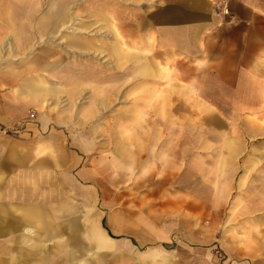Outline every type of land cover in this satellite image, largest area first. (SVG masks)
Wrapping results in <instances>:
<instances>
[{"label":"rangeland","instance_id":"1","mask_svg":"<svg viewBox=\"0 0 264 264\" xmlns=\"http://www.w3.org/2000/svg\"><path fill=\"white\" fill-rule=\"evenodd\" d=\"M209 1L130 0L124 3L120 0H60L59 3L58 0H9L8 3L0 0V7L8 9L43 11L61 7L66 8L68 14V28L64 31L43 28L39 26V18H30L34 28L26 30L21 41L15 40L12 30L0 25V40L9 37L10 42L7 43L20 48V51L10 46L5 51L0 48L1 66H23L27 59L48 53L50 65L59 63V71L69 64L72 66L68 68L74 70L73 64L84 60L103 71L107 65H112L110 58L109 63L105 61L108 46L114 48L112 66L116 74L125 70L123 58L126 59L124 62H131L126 66L130 70L129 74L115 79V98L113 95L102 98L101 92L109 78L101 73L100 76L91 75L83 79L80 87L86 89L81 92L73 88L74 84L71 87L68 83L64 87L60 81H56L54 84L60 93L57 100L49 101L52 111L46 106L35 104L36 100L26 98V102L40 113L48 110L55 116L58 114L60 118H57L56 123L68 133H76L80 138L83 134L85 137L82 138V165L74 171L77 179L68 176L66 181L62 177L64 173H54V178H64L66 187L61 192L66 198L65 202L80 204V209L73 216L78 215L81 220L90 215L100 227L101 221L102 226H105L103 228L111 231L116 240L134 246V252L157 249L166 253L174 252L178 264H195L198 261L206 264H235L236 255L251 250L253 243L250 226L226 225L224 220L220 221L223 224H218L219 217L224 218L231 211L213 209L214 204L209 201V192L211 189L214 192L213 188L216 187V184H210L212 170L220 166L224 171L227 163L187 161L186 155L177 156V150L185 147L188 134L194 135L197 143V138H201L204 131L203 123L223 121L203 111V103L196 96L195 83L187 80V56L192 53L191 48L195 47L197 41L194 32L187 34V26L198 16L207 18L209 6L216 12L224 7L228 9L229 3L224 0ZM92 8L104 10V14L110 16L96 19L85 12ZM105 19L110 21V25L113 23V27H108L112 33L107 31ZM95 20L98 21V27L90 31L88 25L92 26ZM173 31L174 37H171ZM76 42H93L98 47L94 52L100 54L83 52L85 55L79 56L77 50L68 45ZM182 47L185 51L180 49ZM138 49L140 55L152 57L154 63L169 69V74L166 76L162 73L158 78L139 76V66L143 60L139 64L136 59ZM89 55H93L92 59H89ZM47 68L37 73L43 81L35 78L26 80L49 83L51 74ZM59 75L61 77L62 74ZM126 78L129 79L124 85L122 81ZM121 94L126 97L123 98ZM98 97L102 101L109 100L110 105L98 102ZM84 110L92 112L86 123L80 121V114ZM123 112L127 114L122 120ZM239 116L248 121H264V116ZM15 135L18 136L11 129L0 130V137ZM69 138L70 135L64 138L63 144L68 150H74L75 146ZM123 139L129 143L128 151L118 155L116 148L122 146ZM39 142L42 143V139H37L36 143ZM181 143L184 145L181 146ZM123 156L128 163L121 160ZM106 161L110 162V171L106 168ZM7 168L8 163L0 160V176L12 173V170L6 172ZM96 170L98 178H103L102 182L98 185L80 182L79 179L94 176ZM107 179L110 181L107 182ZM83 190L94 192L95 200L80 203ZM219 190L215 188V192ZM197 192L202 198L194 195ZM203 193L207 196L206 203L201 200L204 198ZM215 198L214 201L217 200ZM188 203L195 208H189ZM87 209L90 210L89 214ZM67 212L65 220L69 217ZM213 217L217 219V224L211 223ZM134 252L108 254V257H99L95 262L137 264ZM89 260L92 261L91 258Z\"/></svg>","mask_w":264,"mask_h":264},{"label":"crops","instance_id":"2","mask_svg":"<svg viewBox=\"0 0 264 264\" xmlns=\"http://www.w3.org/2000/svg\"><path fill=\"white\" fill-rule=\"evenodd\" d=\"M120 1L126 3L130 0ZM224 1L229 3L228 12L232 18L230 24L218 27L223 18L213 7L209 6L207 18L202 19L198 16L197 20L187 26V34L192 31L197 35L195 37L196 45L191 48L192 53H188L187 56L189 59L187 80L195 83L196 96L203 103V111L214 114L223 121L203 123L204 131L202 137L197 138V143L194 135L188 134L185 147L182 149L180 147L177 150V156L186 155L187 161L227 163L224 171L220 169V166L212 170L210 184H216L215 188L217 190L220 188V190L215 192V188H213V192L211 189L209 201L214 204L213 209L231 211L226 217H219L218 224L224 220L226 225L250 226L252 228L251 250L238 253L235 257L237 259L235 264H264V121H248L245 117L239 116L247 114L256 115L258 118L264 116V0ZM1 2L9 3V0H1ZM10 2L13 3V1ZM58 2L61 3L60 0ZM212 2L214 0L209 1V3ZM87 10L85 12L95 18L110 16L104 14V10L93 8ZM80 13L78 16L82 15ZM33 17L40 19L39 26L50 28L53 31L58 28L59 31H64L68 26L66 8L25 11L12 7L10 9L0 7V25L12 30L15 33V40L18 41L22 40L26 30L34 28L32 22L29 21ZM51 19L57 20L51 21ZM224 19L228 20L227 17ZM105 21L106 28L113 25V23L109 24L108 19ZM93 22L92 26L88 25L90 31L98 27V21ZM107 31L112 33L109 28ZM174 33L173 31L171 37H174ZM187 39L190 41L189 35ZM5 42H10V38L4 37L0 40V48L3 51L7 49L6 46H3ZM88 43L76 42L68 43V45L75 48L79 56L85 55L83 52L94 54V50L98 47H95L93 42ZM10 47L20 51V48L14 45ZM106 49L105 61L109 63L108 58H110V64L113 65L114 48L111 49V46H108ZM180 49L185 51L184 47ZM139 51L138 49L139 55L136 59L139 64L143 60L142 65L139 66V76L158 78L162 73H165L166 76L169 74V69L154 63L152 57L147 58V56L140 55ZM95 54L99 55L100 52ZM89 56V59H92L93 55ZM47 57L48 53H44V56L41 57H32L27 59L23 66L0 65V130L11 129L18 134V136L12 137H0V160L8 163L9 168L5 169L6 172L9 173L12 170L8 176H0V208L42 210L48 221L54 220L55 224L62 223L60 225L63 226L62 238L64 239L65 233H67L65 222L67 219L64 218L66 211L75 212L80 209V204L65 202L66 198L62 195L61 190L64 186L66 187L64 178L66 181H68V176L77 179L74 171L82 165L84 158L82 138L85 137L83 134L80 138L76 133H68L63 126L56 123L57 118H60L58 114L55 116V113L48 110L40 113L38 109H34L30 103L26 102V98L36 100L35 104L46 106L52 111L49 101L57 100L60 93V89L54 84L56 81H60L64 87L68 83L71 87L74 84L73 88L79 89L81 92L86 89L83 86L80 87L83 79L91 75L100 76L101 73L109 78L106 87L101 92L102 98L108 95H113L115 98V79L129 74L130 70L126 66L131 62H124L126 59L123 58L122 65L125 70L123 73L117 74L112 65H107L105 70L100 71L101 68L86 60L74 63V70L68 68L72 66L69 64L59 71L60 64L50 65V58ZM97 65L99 64L97 63ZM45 67H48L47 70L51 74L49 83L26 80L35 78L43 81L40 80L41 77H38L37 73ZM128 79H124L122 83L125 85ZM102 98L98 97V102L110 105L109 100L103 99L102 101ZM32 113L34 117L30 119ZM91 114V111L84 110L80 114V121L86 123L90 120ZM125 114L127 112H123L122 120L126 118ZM69 135L70 143L75 146L74 150H68L69 148L63 144L64 138ZM88 136L90 137V135ZM92 137L94 138V135ZM37 139H42L43 142L36 143ZM125 140L123 139L122 148H116L118 155L126 154L128 151L129 143ZM182 145L184 143H181ZM121 160L128 163L125 156ZM106 162V168L110 171L112 169L109 166L110 162ZM56 172L64 173L62 174L64 178L59 176L54 178ZM95 172L96 174L89 178L81 177L80 182L98 185L103 178H98V170ZM79 174L81 175V173ZM109 181L110 179H107V182ZM83 193L87 196L83 195L80 203L95 200L94 192L90 190L84 192L83 190ZM204 193V198L201 200L206 203L207 196ZM214 193L215 195H213ZM194 195L202 198L198 192ZM215 196L216 201L213 199ZM188 207L192 208L193 206L188 203ZM69 217H73V215ZM76 218L80 222L84 219L80 220L78 215ZM90 219L94 218L90 217ZM211 219L212 224H217L216 218ZM94 222L101 231L111 236H109L110 238L107 236L109 240L118 241L107 228L103 230L105 226H102L101 221V227L96 219ZM21 227L23 224L20 220L10 214L0 213L1 258L6 259L16 252L20 255L22 250L19 252L20 248L18 247L23 246L24 243L20 242V245H17L10 253L7 248ZM33 227L37 228L38 226L33 225ZM17 239L21 240L22 238L18 237ZM58 241L60 242L61 238ZM26 250L30 251L28 247ZM162 253L172 255L174 264H178L174 252ZM43 255L47 256L46 252ZM61 261L58 264H65L63 256ZM195 264L206 263L198 261Z\"/></svg>","mask_w":264,"mask_h":264},{"label":"bare ground","instance_id":"3","mask_svg":"<svg viewBox=\"0 0 264 264\" xmlns=\"http://www.w3.org/2000/svg\"><path fill=\"white\" fill-rule=\"evenodd\" d=\"M4 46L8 47L10 44L5 42ZM0 213L3 215L10 214L23 224L7 248L9 253L17 245H20V242L25 244V246L23 244V246L18 247L20 248L19 252L22 250L20 255L16 252L7 258L5 257L6 259L0 257V264H56L62 262V256L65 264H97L95 262L97 258L108 257V254L125 253V251L127 254L134 252L135 247L132 248L129 243L109 240L107 235L96 226L94 219H90V215L81 222L76 216L67 218L65 221L67 233L63 239V226L60 225L62 223L55 224L54 220L48 221L45 212L42 210L29 208L20 210L19 208L6 207L0 208ZM67 213L69 216L74 215L72 210ZM87 213H90L89 209ZM33 225L38 227L34 228ZM18 237L22 239L18 240ZM60 238L61 241L59 242ZM27 247L30 251L26 250ZM45 252L47 256L43 255ZM133 254L137 264H174L172 255H163L159 250H147L142 253L135 251ZM117 264L124 263L118 261Z\"/></svg>","mask_w":264,"mask_h":264},{"label":"built area","instance_id":"4","mask_svg":"<svg viewBox=\"0 0 264 264\" xmlns=\"http://www.w3.org/2000/svg\"><path fill=\"white\" fill-rule=\"evenodd\" d=\"M218 15H220L223 19L221 20L220 24H230L232 22V18L230 17V14L228 12V9L226 7L222 8L218 12ZM228 18V20H225L224 18ZM30 118H33V114H30Z\"/></svg>","mask_w":264,"mask_h":264},{"label":"trees","instance_id":"5","mask_svg":"<svg viewBox=\"0 0 264 264\" xmlns=\"http://www.w3.org/2000/svg\"><path fill=\"white\" fill-rule=\"evenodd\" d=\"M104 229V228H103Z\"/></svg>","mask_w":264,"mask_h":264}]
</instances>
